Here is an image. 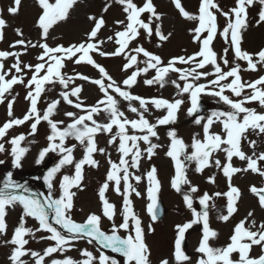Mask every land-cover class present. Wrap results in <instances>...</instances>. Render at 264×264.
Instances as JSON below:
<instances>
[{"label": "snow or ice", "instance_id": "snow-or-ice-1", "mask_svg": "<svg viewBox=\"0 0 264 264\" xmlns=\"http://www.w3.org/2000/svg\"><path fill=\"white\" fill-rule=\"evenodd\" d=\"M76 2L77 0H54V2L38 0L42 9V14L38 18V27L42 30L41 40L32 43L18 39L10 47L16 48L19 45L22 51L0 50V104L7 100L9 117L0 125V141L11 145L9 152L5 148V143H0V153L8 152L12 167L21 168L22 160L28 152L27 148L21 147L26 137L20 134L6 140L9 130L30 122L28 135L34 136L38 131V125L43 121L49 126L50 133L46 136L47 146L39 151L36 163L43 162L49 153H56L60 157L43 177L48 189L47 194L33 191L27 183L14 180L11 171H8L0 181V234H5L7 230L6 209L17 205L22 207L18 226L15 227L11 239L6 241L14 246L9 257L11 264H26L21 258L29 254L35 258V264H46L45 257H52L55 253H65L71 249L75 241L81 239L96 247L98 255L83 249L82 260H73L66 256L63 259L52 258L50 264H151V252L145 241L142 220L134 211L131 199L133 194L136 197H141L142 194L133 181L139 184L146 176L148 201L146 211L155 222L159 215L158 193L161 189L157 169L153 166L144 174L137 175L136 172L139 171L144 156L151 159L159 147L152 142L153 137L159 139L157 128L175 123L181 105L185 101L163 97L145 98L133 94L131 89L138 83V78L146 75L150 70L154 75L144 79L143 83L149 86L158 84L161 88L166 83H171L177 89L178 96L187 94L190 101L187 114L194 117V123L202 128V134L194 135L190 145L178 137L174 129L167 133L170 145L166 155L172 159L175 168L170 186L177 193H182L183 202L192 215L187 222L175 226L176 237L172 253L174 264H264V222L257 225L254 213L249 211L244 219L235 224L229 241L221 247H214L210 241L216 239L218 233L210 227L208 211L209 202L215 197H226L227 214H221L218 218L228 221L237 212V202L241 196L240 189L231 182L233 175L242 171H251L264 177V151H256L257 141L249 140L251 154L242 150V140L248 138L249 131L264 136V75L252 81H244L240 75L241 65L237 63V61L246 62L247 67L243 69L244 71H257L258 66L264 67V49L249 53L241 48V33L248 26V8L258 2L261 8L257 23L264 22V0H235V6L228 11H224L217 0H200L198 14L186 11L181 0H173L184 19L196 22V26L189 31L193 42L198 44V51L187 56L172 57L167 62L143 45L129 47L140 37L141 30L149 39L153 35L161 42L169 39L171 33L165 35L161 24L156 23L161 21L162 14L157 12L153 0H144L142 6H138L133 0H116L123 5L126 17L125 20L116 22L117 25L122 26V29L107 37L108 41L116 45L113 51L103 50L101 45L104 41L97 38L99 31L105 25L102 17H89L94 22V26L86 34L84 41L68 46H50L47 43L49 30L53 25L68 18L69 10ZM20 4L21 0H13V6L7 9L9 14H16ZM104 11H107V6ZM145 13L149 15L142 18ZM218 14L225 18L222 28L217 22ZM6 24L7 22L0 16V40L4 38L3 29ZM218 34L227 45L223 49V54L219 56L212 46ZM17 35L22 36L23 33L17 29ZM29 47L41 50L34 64L21 60V56L27 53ZM229 51L233 53L231 62L228 59ZM94 53L101 57L123 56L125 63L122 65V71L128 72L130 69L132 71L118 82L95 60ZM140 56L144 59L139 60ZM9 57H12L14 62L6 68L4 61ZM67 61L75 65L83 63L92 66L98 71L99 78L75 70L71 74L62 71L67 66ZM140 64L144 66L140 67ZM177 65L186 67H177ZM209 67L210 71L205 70ZM172 73L176 74V79L170 80ZM76 80L96 85L102 95L94 104H85L81 99L83 85L76 84ZM15 85H22L27 89L25 99L29 101L30 106L22 117H16L13 113L16 98L13 96L8 99ZM48 85H59L61 91L59 98L47 102L46 108L41 112L38 103L45 91L50 90L47 88ZM202 94L218 98L227 109L214 110L207 117L198 115L201 110ZM124 101L127 102V111L135 114V118H129L126 112L121 110V103ZM61 102L79 110L64 112V116L70 121L67 124L64 120L54 119ZM251 103H258L261 110L246 106ZM150 108L163 110L165 114L155 117V122H152L146 115L150 113ZM101 114H104V119L98 120L96 117ZM215 124L221 126L219 132L212 131ZM100 134L108 135L107 143L115 146L119 154L118 162L112 160L111 154L105 147L98 145L97 136ZM69 140H74L76 143L69 144ZM141 142L146 147L141 148ZM78 147L83 148V153L77 160L74 152ZM189 148L191 152L188 151ZM221 152L224 154L223 161L216 156ZM97 153L106 156L109 165L105 182L98 193L102 203V216L112 221L109 232L101 227V215L91 213L83 222H77L72 215L75 196L72 189L81 188L85 166L99 167V161L95 159ZM234 157L245 162L246 166L235 167ZM190 162L195 163V171L198 173H202L205 168L215 167L222 171L228 181L226 192L213 194L204 192L198 198L199 211L194 207L192 195L199 189L192 185L187 177V167ZM4 163V160H0V165ZM65 166H72L74 172L72 175H62L58 181L57 194L56 177ZM208 181L215 183V176L208 177ZM110 185L122 197L120 213L122 219L119 224L115 221L116 206L105 196ZM184 185L188 186L187 191L183 190ZM250 191L258 197V204L264 209V187L258 188L252 185ZM212 207L215 205L213 204ZM26 217L37 221L38 227L35 229L26 227ZM194 225H202V235L195 249L199 256L195 260L186 253L184 247L186 233ZM148 229L154 231L152 224L148 225ZM41 231L48 233L41 239L54 242L45 248L42 254L25 247L28 244L25 237H34L36 232ZM121 231L125 235H121ZM253 246H258L261 254L251 256ZM104 250L118 254L122 261ZM234 253L238 254V259L233 258ZM160 264H171V262L169 259H161Z\"/></svg>", "mask_w": 264, "mask_h": 264}, {"label": "rangeland", "instance_id": "rangeland-1", "mask_svg": "<svg viewBox=\"0 0 264 264\" xmlns=\"http://www.w3.org/2000/svg\"><path fill=\"white\" fill-rule=\"evenodd\" d=\"M150 111L151 112H153L154 110H153V108H150ZM178 114L180 115L181 113L180 112H178ZM126 115H128L129 116V118H133V117H135V114L134 115H129V114H126ZM173 129V128H172ZM158 130H159V132L161 133L162 131H163V128L160 126V127H158ZM144 159V162H145V166L146 167H148L149 166V164L147 163V160L145 159V158H143ZM152 160V159H151ZM163 163L164 162H159L157 165L160 167V170H161V177H163L164 176V171H163V169H162V166H163ZM13 168V167H12ZM14 169H16V168H14ZM8 171H11L12 173H13V176H14V171H12L11 169H9ZM15 180V179H14ZM25 183H27V186H32V187H35L36 188V190H37V192H44L45 194H47V191H48V189H47V186L45 185V183L44 184H39V183H34L33 182V180L29 177V178H27L26 180H25ZM142 185H143V187H144V181L142 180ZM58 194V193H57ZM90 196H91V198H92V209H90V210H94V211H92L91 213H96V214H101V212L99 211V210H96V207H97V202H96V197L94 196V195H92V194H90ZM16 208H17V212H16V214H15V216L16 217H19L20 215V209H22V207L21 206H19V205H17V206H15ZM90 210H88V211H90ZM87 211V212H88ZM86 212V213H87ZM102 223H105V219L102 217ZM218 228H222V225H219L218 226Z\"/></svg>", "mask_w": 264, "mask_h": 264}]
</instances>
